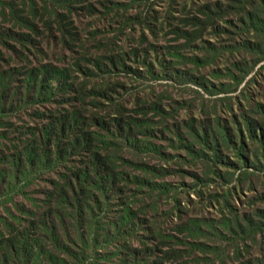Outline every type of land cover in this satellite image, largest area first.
Segmentation results:
<instances>
[{
  "label": "trees",
  "instance_id": "trees-1",
  "mask_svg": "<svg viewBox=\"0 0 264 264\" xmlns=\"http://www.w3.org/2000/svg\"><path fill=\"white\" fill-rule=\"evenodd\" d=\"M82 1L43 2L45 5L50 4L48 10L53 16V26H50L48 18L41 20L42 15L33 0H8L4 4V12L0 11V20L10 23L7 29L0 26V61H7L3 59L2 49L14 54L19 63L21 59L27 64V57L23 55L24 47L33 46V37L42 34L36 26L38 20L42 22V29L49 34L58 33L60 43L70 49L77 40L69 22V16L77 10L73 5H80L78 9L91 12L90 5H82ZM195 13L199 17L193 15L185 18V26L192 30L185 32L184 45L201 37L205 31L214 37L227 33L238 35V41L231 39L230 44L209 47L213 52L200 49L212 58L217 57L223 50L232 58H239L231 64L238 73L248 74L255 67L258 70L256 78L260 92L255 98L247 92H240V97H228L225 94L230 93V89L226 84L225 89L218 90L224 93L222 98H218V109L224 110L230 116L226 119L215 116L210 121L182 122L181 128L186 126V130L175 135L182 141L177 142L176 149L183 151L181 157H172L179 158L175 165H198L200 170L197 174L189 173L196 180L192 187L212 182L210 177L229 185L221 196L223 205H226L224 208H227V198L231 197L235 188L244 189L250 181L264 180V0H211L197 5ZM21 30L27 32H20ZM15 46H18V50ZM108 59L117 64L112 61V57ZM92 63L97 69L103 67L108 72L105 63L97 59L92 60ZM71 75L69 69L50 65L0 69L1 128L12 127L3 118L27 104L43 106L52 103L54 97H60V101L68 102L71 98L77 101L76 107L70 106L68 109L32 111L30 117L44 121V124L29 132L27 138V134H21L19 148L15 152L0 154V193L3 194L5 190H11L17 181L26 182L40 167L53 168L60 163H70V166L62 167L66 172L57 181H49L40 191L39 204L21 208L26 216L24 220L16 219V223L2 222L0 264H92L97 258L95 256L106 257V254L95 251L97 247L103 248L105 244H113L127 253L123 254L125 258L118 260L117 264H162L164 260L175 258L174 255L178 253L176 250L169 249L163 253V257H157L153 249L144 244H141L142 248L135 249L125 242L126 238L139 232L144 225V220L137 216L138 210L133 212L127 206L134 198V192L127 195V186L137 182L133 181L136 180L134 176L128 180V175L123 170H117L123 166H118L116 161H123L114 152L107 151L109 143L103 141L104 137L100 134L103 130L107 131V127L113 128V131H107L106 137L116 133L123 141L133 139L137 143L136 135L148 131L140 127L144 122L126 116L124 113L127 110L122 104L109 108L108 105L99 104L95 97L88 105L99 109L98 113L83 108L85 92L109 100L107 92L112 88L92 87L86 91L83 85H75ZM242 78L243 75L235 80L236 84ZM191 80L204 88L200 80ZM254 83L255 80L251 79L250 84ZM235 88L236 85L233 86V91ZM72 93L74 96L69 97ZM66 94L69 98H64ZM233 106L236 113H232ZM99 112L104 114L99 115ZM111 114L115 117H111ZM7 135L8 132L0 133L9 142ZM138 143L140 150L145 149L143 141L139 140ZM152 151L157 153L156 150ZM158 154L160 155L159 152ZM137 181L145 182L140 179ZM249 186L248 189L251 188ZM118 195L122 197L117 198L115 216L110 219L106 214ZM253 201L261 204L262 208L255 209L250 214L237 215L226 209L230 218L223 217L218 220V235L224 237V232L229 239L238 240L242 244L245 241H254L257 236L264 237V192L255 195ZM182 226L184 228L181 230L185 232L199 231L193 220ZM208 228L212 229L210 226ZM158 244L164 245L160 240ZM149 258L153 259L149 261ZM249 264H264V258Z\"/></svg>",
  "mask_w": 264,
  "mask_h": 264
},
{
  "label": "rangeland",
  "instance_id": "rangeland-1",
  "mask_svg": "<svg viewBox=\"0 0 264 264\" xmlns=\"http://www.w3.org/2000/svg\"><path fill=\"white\" fill-rule=\"evenodd\" d=\"M7 1L0 0L1 12H4ZM33 1L42 15L41 20L48 18L51 26L53 16L48 10L50 4L45 5L43 2L46 0ZM208 1L211 0H83L82 5H90L91 12L78 9L80 5H73L77 10L69 16V22L77 40L70 49L60 43L58 33L49 34L42 29L40 20L36 26L42 34L36 38L31 35L35 44L25 45L23 50L27 64L21 59L19 63L14 54L1 49L3 59L7 60L6 63L0 61L1 70L23 68L25 65L27 68L50 65L69 69L75 85H83L86 91L92 87L112 88L107 92L109 100L85 92L86 107L83 108L98 113L99 109L88 105L95 97L99 104L108 105L109 108L122 104L127 110L124 113L126 116L144 122L140 127L148 131L136 135L137 143L133 139L123 141L116 133L106 137L107 131L111 132L113 128L107 127V131L103 130L100 134L104 137L103 141L109 143L107 151L114 152L123 161H116L118 166H123L117 170H123L128 180L134 176L136 180L133 181L137 182L127 186V195L134 192V198L127 206L133 212L138 210L137 216L144 220V225L125 242L135 249L142 248L141 244H144L153 249L157 257H163V253L169 249L178 251L175 258L164 260L162 264H242L247 261L249 264L264 258V237L257 236L254 241L242 244L238 240L232 241L224 232V237L218 235L220 227L217 224L220 218H230L226 209L239 215L262 208L253 198L264 192V180L248 182L250 189L248 186L244 189L235 188L226 201L229 207L224 208L226 205H223L221 196L229 185L210 177L212 182L192 187L196 180L189 173L197 174L200 170L198 165L193 163L178 167L175 163L179 158H172L175 155L182 156L183 151L176 149L177 142L182 141L175 136L186 130V126L181 128L182 122L210 121L215 116L219 119L230 116L218 109V98L224 96L218 90L225 89L224 85L227 84L230 89V93L225 94L228 97H240V92H247L255 98L260 92L257 87V67L244 75L234 71L231 66L239 58H232L225 50L220 51L215 58L208 54L213 52L209 47L230 44L231 39L238 41V35L227 33L214 37L205 31L201 37L184 45L185 32L192 30L185 26V18L193 15L199 17L195 13L196 6ZM9 25L0 20L2 28L7 29ZM63 39L68 41L67 37ZM15 49L18 50V46ZM108 57H112V61L117 64ZM94 59L105 63L108 72L103 67L97 69L92 63ZM242 75V80L236 84L235 80ZM191 78L200 80L204 88L192 83ZM251 79L255 80L253 85L250 84ZM72 96L73 93L69 95ZM69 97L68 94L64 95V98ZM53 100L43 106L27 104L3 118L12 125V130L0 127V133L8 132L9 140L0 136V154L15 152L19 148L21 134H27V138L29 132L44 124V121L30 117L35 109H68L77 106L73 98L68 99V102L60 101V97H54ZM232 113H236L235 106L232 107ZM103 114L99 112V115ZM111 117L115 115L111 114ZM99 139L102 140L101 137ZM139 140L144 142L145 149L140 150ZM64 166H70V163H60L53 168L40 167L26 182L19 180L11 190L0 193V225L2 222L16 223V219L24 220L26 216L21 208L39 204L40 191L49 181H57L66 172L62 169ZM158 169L161 170L158 172ZM139 179L145 182L137 181ZM121 197L118 195L111 203L106 214L108 218L115 216V204L118 205L117 198ZM190 220L198 225L197 233L181 230L184 228L182 224ZM158 240L164 245H159ZM95 251L106 254V257L95 256L97 258L92 264H117L118 260L125 258L123 254L127 255L113 244L97 247ZM152 259L149 258V261Z\"/></svg>",
  "mask_w": 264,
  "mask_h": 264
}]
</instances>
